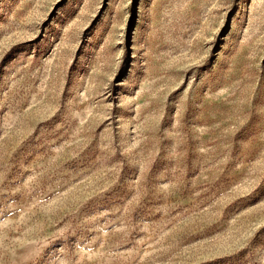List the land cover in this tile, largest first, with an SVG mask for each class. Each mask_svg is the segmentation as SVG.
<instances>
[{
  "label": "rangeland",
  "instance_id": "1",
  "mask_svg": "<svg viewBox=\"0 0 264 264\" xmlns=\"http://www.w3.org/2000/svg\"><path fill=\"white\" fill-rule=\"evenodd\" d=\"M0 264H264V0H0Z\"/></svg>",
  "mask_w": 264,
  "mask_h": 264
}]
</instances>
